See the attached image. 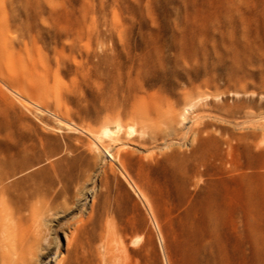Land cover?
I'll use <instances>...</instances> for the list:
<instances>
[{
	"label": "rangeland",
	"instance_id": "rangeland-1",
	"mask_svg": "<svg viewBox=\"0 0 264 264\" xmlns=\"http://www.w3.org/2000/svg\"><path fill=\"white\" fill-rule=\"evenodd\" d=\"M12 223L36 264H262L264 0H0Z\"/></svg>",
	"mask_w": 264,
	"mask_h": 264
},
{
	"label": "bare ground",
	"instance_id": "bare-ground-1",
	"mask_svg": "<svg viewBox=\"0 0 264 264\" xmlns=\"http://www.w3.org/2000/svg\"><path fill=\"white\" fill-rule=\"evenodd\" d=\"M222 1L234 2L236 0H220V2ZM121 126L122 125L118 123L114 127L116 130H113L114 128L112 129L109 126H106L102 130V132L104 134L111 135V133L113 134V132L115 131L116 132L120 131L119 129ZM108 154L112 156L110 152H108ZM31 232H32L31 228H25L22 225V223H15L13 225L6 224L3 226L0 225V246L3 249L2 251H0V264H36L37 263L34 251L30 248H27V243L30 240H32ZM66 236L68 235L66 234ZM37 237L35 236V240L33 242L35 245L39 246L41 244V240L38 239L39 237L38 238ZM71 241H73V239ZM70 242H68V245ZM261 256H262L261 257L262 264H264V251ZM38 264H91V262L90 260H88L83 255H80L77 252V245H76L73 249L69 247L66 253L62 251L59 252L58 249L52 252H48V254H46L45 256V259L43 258L40 259V262ZM248 264H253V263L250 262Z\"/></svg>",
	"mask_w": 264,
	"mask_h": 264
}]
</instances>
